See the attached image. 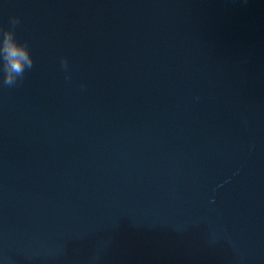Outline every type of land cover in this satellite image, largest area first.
Segmentation results:
<instances>
[{"label": "water", "instance_id": "95a60500", "mask_svg": "<svg viewBox=\"0 0 264 264\" xmlns=\"http://www.w3.org/2000/svg\"><path fill=\"white\" fill-rule=\"evenodd\" d=\"M11 16L33 67L0 84V264H264V0Z\"/></svg>", "mask_w": 264, "mask_h": 264}, {"label": "clouds", "instance_id": "9594fccd", "mask_svg": "<svg viewBox=\"0 0 264 264\" xmlns=\"http://www.w3.org/2000/svg\"><path fill=\"white\" fill-rule=\"evenodd\" d=\"M19 17L11 16L7 27L0 26V72L3 74L2 84L12 87L23 80L26 70L33 67V59L26 41H19L15 32ZM60 65L67 69V61L61 58Z\"/></svg>", "mask_w": 264, "mask_h": 264}]
</instances>
